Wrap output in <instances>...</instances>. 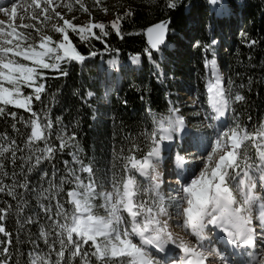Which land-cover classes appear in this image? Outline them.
<instances>
[{
  "label": "snow or ice",
  "instance_id": "1",
  "mask_svg": "<svg viewBox=\"0 0 264 264\" xmlns=\"http://www.w3.org/2000/svg\"><path fill=\"white\" fill-rule=\"evenodd\" d=\"M33 2L40 8L39 0ZM75 2L81 10L88 12L81 0ZM95 3L99 4L100 0ZM207 3L218 11L225 7L224 0H207ZM53 5L54 0H44L40 11L45 20L52 19L48 15L51 9L63 21L61 26L53 25V31L61 37L58 41L50 35H42L37 48L11 23L7 32L0 26V117L10 116L12 129L25 137L21 149L15 139H10L6 133L0 135L9 141L8 146L0 144V177L10 176L12 180L9 185L0 179V193L20 201L16 205L17 223L19 214L28 207L27 200H21L23 194H18L17 189H23L24 193L32 191L28 174L41 171L42 163L53 160L58 151L75 147L72 143L75 134L69 135L64 127L55 135L59 144L52 140L54 121L50 108L46 109L42 100L46 92L43 70L50 69L60 76H67L63 64L84 62L85 56L73 44L69 30L80 41L93 37L102 40L110 35V31L123 39L121 21L133 15L131 11L117 15L108 25L91 21L77 25L56 11L59 5ZM65 6L69 11L73 8L72 3ZM16 7L13 4L10 10L0 8V11L5 14L10 11L14 17ZM167 7L175 9L177 0H168ZM103 10L107 12L106 8ZM169 23L162 21L146 30L150 49L160 50ZM13 39L25 43L17 42L12 46ZM211 47V44L205 45V51ZM150 49H145L149 59L152 57ZM17 58L30 61L31 65ZM139 59V56L133 57L137 63ZM110 63L115 67V61ZM206 67L211 69V78L206 84L209 111L203 119L212 121L206 127L213 132L210 136L195 137L196 153L184 148L182 151L187 155L176 154L173 169V174L179 177L176 194L165 196L162 193L159 166L165 155L178 146L175 141L191 144L194 134L187 128L181 109L170 102L171 106L163 113L149 109L150 130L142 131L141 138L131 142L127 154L123 148H113L110 180L98 182L93 166L85 164L76 152L71 153L72 163L79 165V173L87 174V183L77 174V169L64 161L68 176L61 177L57 184L53 165V179L37 194L38 208L44 213L47 226L40 223L39 212L35 219L31 216L26 219L28 224L38 225V238L48 251L28 253L26 264H264V125L249 131L239 123L234 115V105L245 102L246 97L234 88L231 79L228 86H224L215 60L206 61ZM25 88L32 91L25 94L22 90ZM33 101L40 102L38 110H34ZM8 106L24 109L30 115L27 118L18 116L16 111L7 110ZM229 112L233 113L231 122ZM55 123L62 124V121L57 117ZM17 124L22 125L23 132ZM25 149L29 154L18 157L17 152L23 153ZM7 163L12 165L11 173ZM16 167L20 168L19 173L15 171ZM48 175L43 171L41 179ZM137 175L148 178L149 186L142 187ZM65 184L74 186L66 192L67 199L62 202ZM106 184H110V189ZM4 203L6 207H0V233L7 239L0 240V245L11 246L12 234L2 222L13 205ZM53 233L54 238L50 241ZM181 233L194 239H186ZM214 244H222L223 250ZM36 248H39L38 244ZM0 255L5 257L0 264H9V247H0Z\"/></svg>",
  "mask_w": 264,
  "mask_h": 264
},
{
  "label": "trees",
  "instance_id": "2",
  "mask_svg": "<svg viewBox=\"0 0 264 264\" xmlns=\"http://www.w3.org/2000/svg\"><path fill=\"white\" fill-rule=\"evenodd\" d=\"M224 3L223 11L209 5L207 0H177L175 9H169L165 0H159L151 4V7L135 8V13L127 23L128 27H121L123 39L110 31V35L102 40L93 37L80 41L69 30L70 39L85 56V60L82 63L63 64L67 76H60L50 69L43 70L46 92L42 100L43 106L50 108L54 121L53 142L59 144L55 135L64 127L69 135L75 134V141L72 142L75 147L58 151L53 160L42 163L41 171L28 174L32 191L24 193L23 189H17L18 194H23L21 200L26 199L28 202V207L19 214V223L16 205L20 201L0 193V207H6L5 201L13 205L9 209L10 214L2 222L12 234V244L0 245L9 247V264H16L17 260L20 264H26L28 253L48 251L47 246L38 238V225L28 224L26 219L29 216L35 219L39 212L40 223L47 226L45 215L38 208L37 194L47 188L48 181L53 179V165L57 184L61 177L68 176L64 161L69 162V167L77 169V174L82 175L87 182V174L79 173V165L72 163L71 153L76 152L85 164L93 166L98 182L110 180L113 148H123L127 154L131 142L138 141L142 131L150 130L149 109L154 113H163L171 106V102L182 110L184 98L181 92L189 93L193 88H196L200 100L204 104L207 102L206 84L210 75L205 70L206 61L217 59L226 72L227 86L231 79L234 88L246 97L245 102L234 105L237 121L249 131L264 125V0H224ZM162 19L170 21L169 35L159 51H152L144 30ZM94 31L100 35L98 30ZM46 35L52 36L54 41L61 38L51 28L46 31ZM252 41L256 43L252 44ZM208 44L212 47L206 52L205 45ZM145 49L152 51L151 59ZM92 52L96 55H90ZM131 56H139V62L129 63ZM111 61L116 62L115 67ZM22 62L31 65L30 61ZM106 76L112 78L111 91L107 95L99 80V77L104 79ZM241 85L242 88L239 87ZM39 107L40 102L33 101L34 110ZM7 110L16 111L18 116L23 115L25 118L30 115L24 109L12 106H8ZM228 116L231 122L233 113L229 112ZM57 117L62 124L55 123ZM12 123L10 116L0 117V135L6 133L23 149L25 137L12 129ZM16 126L24 131L22 125ZM8 143L0 138V144L8 146ZM22 154L28 155V150L17 152L18 157ZM7 169L11 173L10 163H7ZM15 171L19 173L20 168L16 167ZM24 171L27 173V167ZM43 171L49 175L41 179ZM116 171H120L119 161ZM0 179L6 184L12 183L10 176ZM73 186L64 185L62 202L67 199L66 192ZM141 186L148 187V184L142 182ZM106 187L110 188V184H106ZM65 207L70 208L67 204ZM53 238L54 233L50 241ZM6 239L0 233V240ZM37 244L39 248H36ZM4 258L0 255V260Z\"/></svg>",
  "mask_w": 264,
  "mask_h": 264
},
{
  "label": "rangeland",
  "instance_id": "3",
  "mask_svg": "<svg viewBox=\"0 0 264 264\" xmlns=\"http://www.w3.org/2000/svg\"><path fill=\"white\" fill-rule=\"evenodd\" d=\"M7 2L8 1L0 0V8H7L10 10L13 4H15L17 6L16 15L13 17L10 11L8 14H5L3 11H0V22H2V25L0 26H2L7 32L10 31L8 25L11 23L13 26L16 27L17 32L21 33L23 36L28 37L27 42L31 43L33 46L39 45L40 37L42 35L46 36V31H49L50 28L53 29V25L60 26L63 23L62 20H60L51 12V9L49 10L48 15L51 16L52 19L50 20L44 19V15L40 11V8L44 7V0H39L40 8L35 7L33 0H15L10 4H6ZM157 2H159V0H100V3L96 4L95 0H81V3H83L85 7H87L88 12L81 10L80 5L77 4L75 0H54L53 6L59 5V7H56V11L60 12L65 19L72 20V22L77 25H84L87 24L89 21L103 22L106 25H108L110 24L111 21H113L116 18L117 15L123 16L124 13L127 11H131L132 13H135L136 11L135 8L151 7L150 6L151 4H155ZM167 2L168 0H165V3ZM68 3L73 4V8L71 11H69L68 8L65 6ZM105 8L107 9V12L103 10ZM73 17H75V19H73ZM131 18L132 16L123 19L121 21V27L122 28H124L125 26L128 27L127 23ZM165 20L167 19H162L161 21H165ZM22 25H32L33 27L25 28L22 27ZM17 42H20L22 45H24L25 43L23 40L13 39L12 46H14L15 43ZM133 57L134 56H131L128 59V62L131 64L137 63L133 61ZM212 60H215L216 66L219 68V70H221L220 74L224 79V86L227 87L226 72L222 69L221 65H219L220 63L218 64L217 59H212ZM212 60H208V61H212ZM205 70L209 73L210 75L209 79H210L211 69L209 67H206V64H205ZM99 80H100V84H102L103 86L104 94L107 95L111 91L112 78L110 76H106L104 79L99 77ZM22 90L25 91V94H27V91L29 92L32 91V89L30 88L28 89L25 88ZM181 97L184 98L183 99L184 103L182 104L183 108L181 112L186 118L187 128L191 130V132L194 134V137H193V143L191 144L184 143L183 141L180 140L175 141L174 143H176L178 146L171 149L170 153L165 155V159L159 166V171L161 173V178L163 180V183L161 184V190L165 196H167L169 193L175 195L176 191H178V185L176 184V181L179 179V177L173 174L176 154L179 153L180 155H187L186 152L182 151V149L184 148H187L192 153H196L197 148L194 146L195 137L199 135L210 136L213 132L212 129L206 127V124L212 123V121L210 120L204 121L203 119L204 114L207 111H209L207 102L204 104L200 100L196 88H193L192 91L189 93L181 92ZM105 99L106 98H104V100ZM193 101H196V103L194 104ZM169 161H171V163H169ZM137 179H139L141 183L143 182L144 184H148L149 186L148 178L140 177L139 175H137ZM101 214H103L102 210H101ZM176 231L179 232L180 230L177 229ZM181 235H184L186 239H194L193 237L188 236L184 233H181ZM205 242L207 243L208 241L206 240ZM213 246L223 250L222 244H214Z\"/></svg>",
  "mask_w": 264,
  "mask_h": 264
},
{
  "label": "water",
  "instance_id": "4",
  "mask_svg": "<svg viewBox=\"0 0 264 264\" xmlns=\"http://www.w3.org/2000/svg\"><path fill=\"white\" fill-rule=\"evenodd\" d=\"M165 21H168V20H165ZM161 22H162V21H161ZM158 23H160V22H157V23H155V24H158ZM155 24H152V25L148 26V27L145 29V31H144L145 37H146V39H147V42H148V37H147V32H146V30H147L149 27H152V26L155 25ZM168 26H169V24H168ZM168 35H169V30H168V32H167V36H166L165 42L167 41ZM164 44H165V43H164ZM164 44H163V45H164ZM163 45H161L160 48H161ZM149 46H150V45H149ZM151 50H152V51H156V50H154V49H151Z\"/></svg>",
  "mask_w": 264,
  "mask_h": 264
},
{
  "label": "bare ground",
  "instance_id": "5",
  "mask_svg": "<svg viewBox=\"0 0 264 264\" xmlns=\"http://www.w3.org/2000/svg\"><path fill=\"white\" fill-rule=\"evenodd\" d=\"M4 1H8L6 4H10L11 2H13V1H15V0H4ZM216 68H217V71L219 72V74H220V71L221 70H219V68L216 66ZM221 75V74H220Z\"/></svg>",
  "mask_w": 264,
  "mask_h": 264
}]
</instances>
